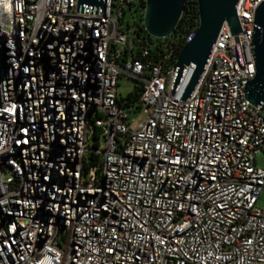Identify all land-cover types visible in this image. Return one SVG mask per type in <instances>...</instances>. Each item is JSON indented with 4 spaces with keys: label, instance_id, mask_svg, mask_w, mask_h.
Here are the masks:
<instances>
[{
    "label": "built area",
    "instance_id": "built-area-1",
    "mask_svg": "<svg viewBox=\"0 0 264 264\" xmlns=\"http://www.w3.org/2000/svg\"><path fill=\"white\" fill-rule=\"evenodd\" d=\"M263 2L238 0L241 31L221 23L183 99L196 65L174 89L179 57L133 55L136 0H0V264H264V109L247 97Z\"/></svg>",
    "mask_w": 264,
    "mask_h": 264
},
{
    "label": "water",
    "instance_id": "water-1",
    "mask_svg": "<svg viewBox=\"0 0 264 264\" xmlns=\"http://www.w3.org/2000/svg\"><path fill=\"white\" fill-rule=\"evenodd\" d=\"M106 0H79L80 5L105 7ZM187 0H146L144 25L148 33L157 38L172 35L182 18ZM238 0H198L200 19L199 27L191 33L176 63L177 77L174 89L183 78L185 66L194 63L196 68L185 81L183 99L189 98L203 76L212 56L216 35L223 21L227 20L234 33L241 31L236 12ZM256 28L253 45L257 73L247 87L250 102L264 109V2L256 11ZM5 46L0 36V80L7 74L9 63L6 61ZM2 106L0 92V107ZM4 126L0 124V148L3 147L2 134Z\"/></svg>",
    "mask_w": 264,
    "mask_h": 264
},
{
    "label": "trees",
    "instance_id": "trees-1",
    "mask_svg": "<svg viewBox=\"0 0 264 264\" xmlns=\"http://www.w3.org/2000/svg\"><path fill=\"white\" fill-rule=\"evenodd\" d=\"M136 5L137 3H133L129 9ZM140 10L143 11H141L142 14L140 19L143 22L146 11V0H140L135 12L138 13ZM124 19L122 21H124ZM199 19L200 11L198 0H187L184 13L176 31L171 35V37L166 38L164 42L157 44L155 49H153L155 42L149 37V33L146 30L145 25H138V27H136V29L133 31L135 44V49L132 51L133 55L138 57L140 56L142 49L149 48L152 57L157 59L164 57L165 55H170L169 60L172 63H175V60L182 52L189 35L195 32L199 27ZM127 25L131 27L130 23H127ZM142 92L143 88L140 84H138L130 98H134L135 101H138Z\"/></svg>",
    "mask_w": 264,
    "mask_h": 264
},
{
    "label": "rangeland",
    "instance_id": "rangeland-1",
    "mask_svg": "<svg viewBox=\"0 0 264 264\" xmlns=\"http://www.w3.org/2000/svg\"><path fill=\"white\" fill-rule=\"evenodd\" d=\"M140 0H136L137 5L134 6L131 9H128L126 17L124 19L125 24L130 23L131 28L133 29V31L136 29V27H138V25L143 24L144 25V21L142 22L141 19V14H142V10H140L138 13L135 12L138 4H139ZM142 11V12H141ZM149 37L154 40L155 42V46H153V49L156 48L157 44H160L161 42H164V40L166 38H157L152 36L149 33ZM171 37V35L169 36ZM136 82L126 76H122L119 79V95L120 96H128L129 94L133 93L136 87ZM145 118V113L142 110H132L130 112L129 115V120L131 122V127L135 128L143 119ZM89 140H94V137L91 135ZM257 164L260 167L264 168V151L261 152L258 156H257ZM259 206L264 208V192L261 194L260 198H259Z\"/></svg>",
    "mask_w": 264,
    "mask_h": 264
}]
</instances>
